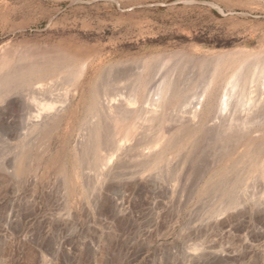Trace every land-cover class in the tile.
I'll list each match as a JSON object with an SVG mask.
<instances>
[{"label":"rangeland","instance_id":"rangeland-1","mask_svg":"<svg viewBox=\"0 0 264 264\" xmlns=\"http://www.w3.org/2000/svg\"><path fill=\"white\" fill-rule=\"evenodd\" d=\"M73 4L69 0H0V60L11 59L13 66L85 63L75 93L67 82L70 68L22 78L11 89L4 79L1 83L5 69L0 70V264H264V178H260L264 139L257 132L262 129L257 120L264 114H257L258 119L247 125L241 120L248 115L243 108L237 111V117L242 116L233 128L239 130L218 133L222 77L216 83L220 87L211 88L210 101L196 104L200 83L208 77L204 73L208 62L198 56L238 49L264 53V34L230 29L236 21L230 22L228 14L221 15L219 23L200 15L198 9L177 10L176 21L159 18L156 22L149 14V30L114 31L84 21V12ZM148 54L159 57L151 60L148 84L132 108L155 107L162 83L173 81L170 90L176 98L166 113L167 124L181 123L176 131L182 133L197 107L204 118L197 116L195 121L205 126L193 147L183 143L171 155H160L151 168L145 167V158L140 161L150 149L143 141L135 146L142 134L135 135V144L128 140L130 152L125 146L117 149L137 157L131 160L120 150L131 161L121 157L122 170L99 182L96 177L104 172L100 168L106 160L87 158L80 145L94 120L90 89L94 88L96 112L106 103L132 96L136 74ZM244 79L241 83L247 85L238 88L235 106L254 105L247 101L264 96L262 86L253 85L251 77ZM48 101L56 104L54 109H63L61 118L49 149L30 167L23 159L40 137L32 116ZM262 103L258 108L264 109ZM108 142L101 150L103 156L106 151L105 157L118 158L116 147L124 144L112 141L107 146ZM78 144L81 147L76 149ZM71 173H76L75 183Z\"/></svg>","mask_w":264,"mask_h":264},{"label":"bare ground","instance_id":"bare-ground-1","mask_svg":"<svg viewBox=\"0 0 264 264\" xmlns=\"http://www.w3.org/2000/svg\"><path fill=\"white\" fill-rule=\"evenodd\" d=\"M54 1L56 2L59 0H54ZM69 1H71V3H74L73 8L84 12V15L82 17L84 21L88 20L90 22H94L99 27H102V28L112 27V29L114 31H126V32L135 31L136 32L137 30H139V31H143L146 29L149 30V24H150L149 23V14L152 15V18L156 22L159 20V18L160 19L169 18L173 21H176L174 19V17L176 16L177 10H179L181 12L180 9H182V10L183 9H185V10H187V9H190V10L198 9L200 12V15L209 17L212 19V21L219 22V23H221L223 20V18H221L220 16L223 14H228L227 19L229 21L232 20L230 22L236 21L235 25H233V23H230V25L228 26V28H230V29H238V30H241L242 32L243 31H250L254 34L256 32H261L262 34H264V0H69ZM164 5H166V9L162 10ZM150 11H151V13H149ZM211 11H213L214 13H212ZM183 13H184V11H183ZM49 14H51V13H49ZM190 14H192V13H190ZM53 17H55V15ZM153 19H151V20H153ZM227 19H225V20H227ZM54 21H56V20H54ZM75 26H77V24ZM182 55H183V57H194L195 56V54H182ZM168 56L169 55L167 54L166 57H168ZM178 56L180 57L181 54L175 55V57H178ZM0 57H1V55H0ZM158 57H159V54H148V55L144 56V65L142 67H140V70H139V72H137L138 74H136L137 76H136L135 81L133 83V87H132V91H131L132 96H128L125 99L121 98V102L114 103L113 101H111L112 99L111 100L109 99V102L110 101L111 102L106 103V106L103 109H100V110H98L99 112H96V111H94L95 110L94 94H93L94 88L90 89V93L88 96L89 105L91 107V110H93V112H94V114L92 113L94 116L91 114L90 117H92L94 120H92V123L89 124L90 125L88 128L89 130L85 131L87 133L86 134L87 136H84V137H86V139H85V141L83 140L84 141V143L82 142L83 144L81 143V141H82V138H81L80 145L83 147H81L78 144V147H76V149L79 148V146H80L82 149V152H85L88 154L87 158L89 156H91L92 159L97 160V161H98L99 157L103 161L106 160L104 167H102V165H101L102 168H100V166H99V168L102 170V172L104 170V172L102 174L100 172V174H101L100 176L97 175L98 177H96V179L98 178L97 180H99V182L104 180L107 176H110L111 174L116 173L119 170L121 160L122 161L123 160H130V159H128V157L131 158V156L134 153L131 156H129V154L127 153L128 157L126 159V157H125L127 155L126 152H128V150L130 152L131 144H132V142L133 143L135 142L134 140H132V138H134L135 135L137 136V134H138V136H137L138 138H140L139 136L141 134L145 138L147 137L146 139L144 138L145 140H142L143 137L141 136V138H142L141 141L138 140L141 143L137 144L138 141H136L137 143L136 144L134 143V144H135V146L140 145V144H142V141H143L144 142L143 146H144V144H146V147L147 146L149 147L150 150L147 147L149 152L147 154H144V155H146V157L141 155L142 157L140 160V161H142V159L145 158V159H143L145 164L144 163H142V164H144L145 167L149 166V168L153 167V165L157 162V160H159L158 158L160 155H163L164 153L171 155L172 153L178 151L180 149V147H182V144L186 143V142H190L188 146L193 147L194 146L193 144L197 143L196 141L199 140V135L201 134L202 127H204L205 125L202 123V121H198V120L195 121L196 120L195 118L197 116L199 119L204 118L203 112H201V114H198V110H196L197 107L195 108V111L192 114V116L190 115L191 117H188L189 119H191V121H190L191 123L189 122L190 124L189 123L187 124L188 128H186L185 131H183L182 133H180V131H181L180 129H179V132H177L178 131L177 126H180L181 123H179V125L176 124L177 126L176 125L174 126L176 128L171 126V123H172L171 116H170L171 123L167 124V122L169 121V118H168L169 115H166V113H168L167 111H168L169 106L171 105L172 102H174V100H175L174 98H176V95L174 97V94L176 92L173 93L170 90L171 85L174 84L175 82L173 83V81H172L170 83V82H168V80H166L162 83V85L160 87L161 89H159L160 92L158 91L160 94L157 96L158 97L157 100L154 98L156 100V104H155L154 99H153L154 103H153V101L151 103V104H155V107L153 106V107H150L147 109L145 108L144 110L142 109L139 111V110L133 109L131 106L132 104L135 103L136 99H138L139 96H141V94L144 92L145 87L148 84L147 80H148V76H149L151 60L157 59ZM172 57H174V56H172ZM198 57H201L205 62H208V65L206 66L207 68L204 70V73H206V75L208 74V77L206 76V79L204 80V82L200 83L201 84V89H200L201 91L199 90L200 93L198 94V96H200V97L197 98L196 104L198 103L199 105H201L204 101L205 102L210 101V99L212 97L211 92H212L213 86H215V87L218 86V85H216L217 81H219V78H221V77L223 78L221 80L222 82H220L222 89H221V93H220V97H219V103H220L219 108H220V111L222 113V115H221L222 121L217 123L218 133H220V134L225 133L226 134L228 131L230 132V130H231V132H232V130H234V131L239 130V129H233L234 126H238L237 125L238 122L235 121V120H237L236 118L239 119V117L241 118V116H242V113H241L240 114L241 116L238 114L239 117H237V111H240V110L243 111L245 109L243 112H245V113H246V111L248 112V115L246 113V115H243L242 119H241L242 121L244 120L243 122L247 121V123H248L247 125H249L250 121L254 122L255 119H258L257 114H260V115L264 114V112H263L264 109L262 108L263 109L262 110V109L258 108V107H260L259 105L263 104L262 102H264V96H261V97L259 96L261 98V99L259 98V100L250 98L247 101V103L248 104L254 103V105L250 104L248 107H246V106H243V107L235 106L236 102H234V99L236 97L233 99V97L237 93L238 88H240V87L242 88V85L244 84V82L242 81V83H241V80H243L245 77L246 78L251 77V79L254 80V81H252V82H254V84L252 83L253 85H257V86L260 85V86H262V88H264V53H259V52L253 53L252 51H250L248 49H238L237 51H222V52H218L215 54H211V53L210 54H202ZM253 58H255V60ZM171 59H173V58H171ZM180 59H181V57H180ZM10 60L11 59H6V60L1 59L0 60V70L5 69V71H7V67H8L7 64L8 63H9V65L13 66L14 64L13 63L10 64L11 63V62H9ZM16 64H15V66L17 68L15 66H13L15 68L11 67V68H13L12 70H11V68L8 67L9 68L8 70H10V71H7V72L1 71V72H4L3 73L4 75L2 74L4 76V78H2L1 79L2 82L1 81L0 82L3 83V79H4V84L6 83L7 84L6 86H8L7 89L14 88V86L16 87L17 84L20 85L21 82L19 83V81L22 78L35 77V76H39V75L43 76V74H45V72L49 69L56 71V69L62 70L64 68H70V74L68 73L69 77L67 79V82H68V86H69L70 90L71 91L73 90V92L75 93L77 91V88L79 87V84L81 83V79L83 77L84 68H85V63L77 62V61H74V63H72V65H69V66H65V64H62V63L59 64L58 61L54 62V63H30V64L24 63L26 65H23V66H22L23 63H21V64L18 63L17 65ZM18 65H21V67H18ZM1 72H0V74H1ZM2 75H0V76L2 77ZM247 76H249V77H247ZM167 79H168V77H167ZM171 79H172V77H171ZM24 80H26V79H24ZM21 81H23V79ZM1 85H3V84H1ZM246 85L247 84H244L245 88H246ZM177 86H176V88H177ZM218 87H220V86H218ZM176 88H174V89L176 90ZM130 90H131V88H130ZM6 92H7V90H6ZM103 93H104L103 95L106 94L105 92H103ZM129 93H130V91H129ZM261 93H262V91H261ZM244 94H245V92H244ZM244 94H242V95H244ZM107 95L108 94H106V96ZM238 95H239V93H238ZM237 98H238V96H237ZM122 99H124V100H122ZM238 100H240V99H238ZM65 102H66V100H65ZM107 102H108V100H107ZM36 104H38V103H36ZM54 104L52 101L41 103L40 107H39L40 111H38V109H37L38 112L36 111L37 113L32 116V117H35L34 119L37 120L36 122L34 121L35 122L34 128L39 131L40 137L38 139L39 141L36 142L37 145H35L33 147L32 151L27 156V158L23 159V161L27 160L30 167L32 166V164L34 162L40 160L43 157V155L46 153V151L49 149L50 138H51L52 133L54 132V130L56 129V127L60 121V118H61L60 112H62L63 109L62 108L54 109V107L56 106V104H55V106H54ZM63 104H64V102H63ZM232 104H234V105H232ZM64 105H63V107H65ZM238 105H240V104H238ZM263 106H261V107H263ZM257 109H258V112L262 111L261 112L262 114L260 112L258 113ZM173 120H174V118H173ZM262 120H263V122H262ZM178 121H179V118H178ZM257 121L258 122L260 121L261 123L260 122L259 123H260V125H262L260 127L257 123V125L260 127V129L262 128L259 131L256 130L257 132L261 131V133L259 134L258 137H261L262 139H264V115L261 117L259 116V120H257ZM88 122H90V121H88ZM235 123H236V125H235ZM239 123L241 124L242 122H239ZM168 125L171 127H169ZM202 125H204V126H202ZM252 125H255V124L252 123ZM212 127H214V126H212ZM242 127L243 126H241V128ZM246 127H248V126H246ZM246 127H244V129ZM247 129H249V128H247ZM256 129H258V128H256ZM237 133H239V132L237 131ZM240 133H242V131ZM220 134H219V137H220ZM227 134H229V133H227ZM235 135H236V132H235ZM235 135H234V137H235ZM240 135H242V134H240ZM243 135H245V134H243ZM215 136H216V134H215ZM84 137H83V139H84ZM137 137H135V138H137ZM220 138L218 140H220ZM129 139H131V144L129 142L130 145L128 144ZM111 140L113 141V143H115V145H117L119 143V141H121L120 143L124 144V145H122V147H118V145H117L116 150L118 151L119 157L118 156H117L118 158L112 157V160H111V158L105 157V155L107 156L105 148L103 149L105 151L104 156L102 153L103 151H101L103 146H106L105 144L108 141L109 142H108L107 146H109V144L112 142ZM228 140H232V139H228ZM239 140H241V139H239ZM223 142H225V141H223ZM235 143H236V141H235ZM230 144L231 143H229L228 145H230ZM110 145L112 146L113 144H110ZM126 145H127V147H126ZM123 146H125L124 148L127 149L126 152H123L124 149H122V150L117 149V148H123ZM129 146H130V149H129ZM113 147H115V146H113ZM113 147H111V148H113ZM137 147L139 148V146H137ZM140 147H142V146H140ZM83 148L85 149L84 151H83ZM133 148L135 149V147H133ZM133 148H132V150L135 151ZM186 148H188V147H186ZM120 150L124 154H126L124 156L125 159H123L124 157H122L120 155L121 154V152H119ZM227 150H230V149H227ZM262 150H264V148H262ZM117 151L115 154H117ZM222 151H223V148H222V150H220V152L223 154L224 152H222ZM114 152H113V154H114ZM226 152H229V151H225V153ZM131 153H132V151H131ZM108 155H110V153H108ZM101 156H103L104 159ZM185 156H187V155H185ZM108 157H110V156H108ZM121 157H122V159H121ZM133 157H134V155H133ZM135 158H131V160L135 159ZM92 159L90 161H94ZM63 160L65 162V159H63ZM63 160H62V162H63ZM97 161H96V163H97ZM119 161H120V163H119ZM64 162L62 164L65 166L66 163H64ZM126 162H124V164ZM101 163H103V162L101 161ZM101 163L99 162L98 165H100ZM121 167H123V166L121 165ZM124 167H123V169H124ZM59 169H60V167H59ZM72 170H74V169L72 168ZM120 170H122V168ZM74 174H76V173L69 174V178L72 180V181L70 180L72 183L73 182L75 183V181H76L75 180L76 175H74ZM261 176H262V178H264V157L261 160L260 178H261ZM73 187L76 188L75 184Z\"/></svg>","mask_w":264,"mask_h":264}]
</instances>
